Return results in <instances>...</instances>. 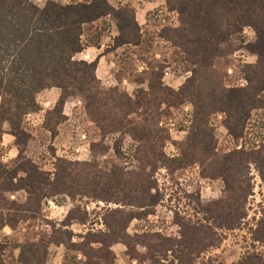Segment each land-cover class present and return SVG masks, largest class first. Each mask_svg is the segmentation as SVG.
Segmentation results:
<instances>
[{
    "label": "trees",
    "instance_id": "trees-1",
    "mask_svg": "<svg viewBox=\"0 0 264 264\" xmlns=\"http://www.w3.org/2000/svg\"><path fill=\"white\" fill-rule=\"evenodd\" d=\"M108 19L118 35L104 54L141 46L142 30L134 9L127 5L114 8L108 0L68 5L47 1L39 8L29 0H0V146L7 124L13 145L19 149L14 160L7 164L0 161V233L6 227L16 232L22 224H35L41 219L42 202L58 196L72 200L86 197L118 206L106 209L103 229L98 232L90 230L83 236L69 230L89 220L85 210L75 208L59 224H50L48 231L28 232L22 242L12 246L0 244V264H7L8 249L18 250V264H46L52 245L79 253L84 258L81 264H114L112 249L119 244L127 249L130 261L139 258L136 247L143 246L148 253L143 260L139 258L141 262L161 264L158 257L167 258L171 253L179 264H192L193 255L221 243L212 229L183 226L179 240L152 234L132 238L127 234L133 221L154 214L159 197L151 191L156 188L152 177L157 167L177 172L198 165L203 178L222 181L223 197L201 212L218 228L227 230H235L247 217L245 207L254 188L252 167L264 188V145L257 151L234 150L220 155L210 126L214 115H224L228 136L238 142L251 113L264 110L260 96L264 92V0L190 2L187 11L178 14V26L162 28L158 38L180 53L191 67V76L179 90H173L162 82L165 60L141 59L144 70L138 73L133 68L126 77L138 86L146 84L147 89H137L133 97L102 85L96 75L101 56L92 63L75 60L86 49L85 27ZM245 29L256 37L246 46L242 42ZM243 48L256 56L257 62L241 69L246 86L228 89L219 63ZM53 89L59 91V97L46 111L43 123L52 138L67 120L66 102L78 98L100 135L99 142L90 143L93 158L107 155L105 136L119 134L137 144L134 160L116 148L107 163L109 169L97 162L65 160H57L53 175L37 167L26 152L32 138L24 131L23 120L42 110L38 96ZM186 103L194 109L192 125L186 141L179 145V158L170 160L163 152L169 134L160 124L172 115V109ZM126 160L130 168L124 166ZM149 167L152 172H148ZM3 192L23 193L25 200L8 201ZM252 234L254 242L264 247V211ZM74 237L81 241L73 243ZM237 264L264 261L250 254Z\"/></svg>",
    "mask_w": 264,
    "mask_h": 264
},
{
    "label": "rangeland",
    "instance_id": "rangeland-1",
    "mask_svg": "<svg viewBox=\"0 0 264 264\" xmlns=\"http://www.w3.org/2000/svg\"><path fill=\"white\" fill-rule=\"evenodd\" d=\"M193 1L165 0L164 9L161 12L155 11V13L150 15V25L148 28H144L141 46L136 49H124L110 58L108 70L111 68L109 71L111 74L105 77L102 75L104 77L100 79L102 85L105 88L116 87L121 93H126L133 97L137 89L146 90L147 85L138 86L132 83L127 79L126 74L133 68L136 69V72L141 73L145 68V64L140 62L141 59L149 61L153 59L160 62L165 60L166 68L163 71L162 82L173 90H179L191 76V67L183 61L177 50L172 49L164 41H161L158 38V34L164 27H177L179 24L178 14L185 13L189 3ZM43 6L44 4L37 7L42 8ZM111 28L110 22L108 23L107 21L86 26L84 29V44L86 47H89V45L96 46L102 37L106 39L110 34ZM242 39L244 46H246L253 43L256 37L250 29H245ZM111 62L115 65L114 67L111 66ZM256 62L257 57L248 53L244 48L235 52L228 59L220 61L219 68L223 71L226 88H243L246 86L241 69L244 66L255 65ZM166 70H169L171 77L163 80ZM57 94H59V91L53 90L45 91L39 95L38 102L42 107V112L34 114L39 116V118L35 117V122H31V119L27 121L26 118L23 120L24 131L32 138L26 148V152L37 167L53 175L57 160H65L78 163L97 162L102 168L109 169L107 163L112 159L113 154L116 153V148L125 157L134 160L137 144L130 137H122L119 134L105 136L103 145L108 149L107 155L98 154L96 158H93L90 143L99 142L101 139L84 111L83 101L78 98H72L66 102L64 115L67 120L59 127L57 137L52 138L51 134L43 128L44 120L42 125L37 123L38 119H45L44 116L47 110L54 107L58 99ZM260 96L264 100V92ZM193 114V106L190 103H186L178 109H172V115L160 124V127L165 128L169 134V139L163 147L164 155L168 159L175 160L179 158L181 154L179 145L185 142L189 135ZM224 120L225 116L219 114L214 115L210 121V126L217 141L216 151L218 154H228L234 150L257 151L263 146L262 143L256 145L255 142L249 141L247 135L251 131H248V134H245V132L246 128L249 130L253 129V131H256L257 128L259 130L262 128L263 130L264 110H256L251 113L243 137L238 142L228 136L223 125ZM9 131V126L5 124V134L2 138V146H0V161L3 164L14 160L19 152V149L13 145L14 139H11ZM247 140L249 146L245 145ZM125 162V167L130 164L129 160ZM127 168L130 167L127 166ZM152 171L149 167L148 172ZM250 175L254 188L253 196L249 197L245 207L247 217L235 230H227L226 228H218L203 211L201 212L204 206L215 203L223 197L224 185L222 181L203 178L201 176V168L198 165L177 172H171L159 165L152 177L153 181L156 182V188L151 191V194L159 197L154 214L147 218L142 217L133 221L127 230V234L132 238L152 234L160 235L167 239L179 240L182 237L183 226L192 228L206 227L212 229V235L221 243H215V246L206 249L201 254L193 255L194 261L192 264H237L250 254L258 255L264 261V247L254 242L252 236V232L257 227V222L261 218L262 211H264V188L258 173L253 167ZM3 195L8 201L24 202L25 200L23 193L7 194L3 192ZM75 208H80L81 211L85 210L89 214V220L86 225H74L69 230L75 235L84 236L90 230L93 232L102 230V216L105 214L106 209H116L118 206L112 204L107 206L105 203L86 197H77L72 200L67 196H58L45 200L41 204V219L39 221L35 224H22L16 232H12L7 227L4 228L0 233V244L12 246L15 242H22L28 232L40 233L45 230L48 231L51 228L50 224H59L64 220L68 212ZM80 241L76 237L72 239L73 243ZM112 250L116 255L114 264H152L150 261H140V259L143 260L147 256L148 250L146 247H136V252L140 259H134L133 261L127 258V249L122 244L114 246ZM18 253V250L8 249L5 253L7 264H16ZM158 259L161 264H179L178 259L171 253L168 254L167 258L159 256ZM83 262L84 258L82 255L69 252L63 247L52 245L48 250L47 264H81Z\"/></svg>",
    "mask_w": 264,
    "mask_h": 264
},
{
    "label": "crops",
    "instance_id": "crops-1",
    "mask_svg": "<svg viewBox=\"0 0 264 264\" xmlns=\"http://www.w3.org/2000/svg\"><path fill=\"white\" fill-rule=\"evenodd\" d=\"M29 1H31L33 4H36L37 6H41L46 2L45 0H29ZM51 1L57 2L61 5H68V2H69L68 0H51ZM108 2L110 5H112L115 8H117L118 6L127 5V6H130L132 9H134L136 13V20L142 30V33L144 31V28H148V26L150 25V15L152 13H155V11L161 12L164 9L163 7L165 5V0H108ZM105 21H107L108 23L110 22L109 19ZM110 24L112 28L110 29V34L106 39L102 37V39L98 42L96 46L89 45V47H86L85 51L82 54L77 55L75 57L77 61H86L88 63H92L99 56H101L99 64H98V68L96 71V75L99 80L111 74L109 72L111 68H109L108 70V62L110 61V58H112L115 54H117L119 51H122L124 49L138 48V47H123L111 53L104 54L105 50L110 49L113 46V39L118 35L115 25L112 22H110ZM110 64L112 67L115 66L112 62ZM102 75L104 77H102ZM53 90H56V89H53ZM53 90H50V91H53ZM57 96L59 97V94H57ZM41 112L42 111H40L39 113ZM11 139H14V138L11 136ZM16 264H18L17 261H16Z\"/></svg>",
    "mask_w": 264,
    "mask_h": 264
},
{
    "label": "built area",
    "instance_id": "built-area-1",
    "mask_svg": "<svg viewBox=\"0 0 264 264\" xmlns=\"http://www.w3.org/2000/svg\"><path fill=\"white\" fill-rule=\"evenodd\" d=\"M45 1H47V0H45ZM51 1V0H50ZM69 2H68V4H70V3H72V2H75V3H88V2H90L91 0H68ZM45 4V3H44ZM34 5H36V4H34ZM37 6V5H36ZM229 73H231V72H229ZM171 77V74H170V72H169V70H166L165 72H164V78H163V80H167V79H169ZM37 114V113H36ZM39 118V116H35L34 114L33 115H28L27 117H26V119H27V121L28 120H32L31 122H35V120H36V118ZM43 118L42 119H38V125H42V123H43ZM248 131H251V133L250 134H248ZM245 134H248L247 136H248V140L249 141H253V142H255L256 143V145H259L260 143H262L263 145H264V125H263V130H262V128L259 130L258 128H257V130L256 131H253V129H251V130H249L248 128H246V132H245ZM246 138V137H245ZM248 140H247V142L245 143V145H247V146H249V144H248Z\"/></svg>",
    "mask_w": 264,
    "mask_h": 264
}]
</instances>
